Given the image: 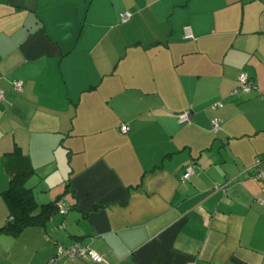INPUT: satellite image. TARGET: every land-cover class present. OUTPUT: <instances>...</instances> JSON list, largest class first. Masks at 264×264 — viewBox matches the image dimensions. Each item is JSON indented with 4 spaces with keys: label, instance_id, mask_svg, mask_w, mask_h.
Instances as JSON below:
<instances>
[{
    "label": "crops",
    "instance_id": "obj_1",
    "mask_svg": "<svg viewBox=\"0 0 264 264\" xmlns=\"http://www.w3.org/2000/svg\"><path fill=\"white\" fill-rule=\"evenodd\" d=\"M0 88V228L19 172L66 209L0 231V264H264V0H0Z\"/></svg>",
    "mask_w": 264,
    "mask_h": 264
},
{
    "label": "built area",
    "instance_id": "obj_2",
    "mask_svg": "<svg viewBox=\"0 0 264 264\" xmlns=\"http://www.w3.org/2000/svg\"><path fill=\"white\" fill-rule=\"evenodd\" d=\"M130 14L125 13L122 15V21L125 22L129 19ZM183 35L185 39H193L194 35L189 27L184 28ZM24 82L21 80H16L12 83V88L16 92H21L23 89ZM259 93V90L255 83L250 79L249 75L246 72H241L238 76V86L230 93V96L241 97L242 95H247L249 93ZM5 91L0 88V102L5 101ZM222 103H214L211 108L213 110L217 108H222ZM192 120V111L186 110L177 114V123L179 125L189 124ZM222 121L218 118H215L211 121V128L214 134H217L221 130ZM129 128L126 125H121L119 131L121 134H126ZM194 164H189L182 176V180H188L193 174ZM264 174V160H256L254 166L251 168L250 178L254 181H259L263 178ZM221 189L222 187H217ZM254 201L264 206V197H254ZM58 209L65 213L66 209L64 208L61 202H57ZM62 227L64 225H61ZM85 261L91 264H102L105 262L104 257L96 252L95 250L89 248L87 245H84L80 241H76L69 246L57 245L56 250L52 257L48 259L46 264H57L60 261L63 262H73V261ZM193 264V263H188Z\"/></svg>",
    "mask_w": 264,
    "mask_h": 264
},
{
    "label": "trees",
    "instance_id": "obj_3",
    "mask_svg": "<svg viewBox=\"0 0 264 264\" xmlns=\"http://www.w3.org/2000/svg\"><path fill=\"white\" fill-rule=\"evenodd\" d=\"M250 79L254 82L251 77ZM230 97L237 99V97ZM28 176L29 173L26 172L17 173L10 180L8 188L1 193L8 206L9 214L0 231L18 233L27 227L43 223L57 212V202L41 206L36 203L32 190L25 185Z\"/></svg>",
    "mask_w": 264,
    "mask_h": 264
}]
</instances>
